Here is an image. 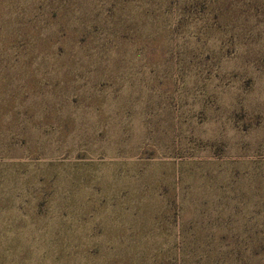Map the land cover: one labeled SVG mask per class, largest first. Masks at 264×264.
Wrapping results in <instances>:
<instances>
[{
	"label": "rangeland",
	"instance_id": "rangeland-1",
	"mask_svg": "<svg viewBox=\"0 0 264 264\" xmlns=\"http://www.w3.org/2000/svg\"><path fill=\"white\" fill-rule=\"evenodd\" d=\"M0 264H264V0H0Z\"/></svg>",
	"mask_w": 264,
	"mask_h": 264
}]
</instances>
